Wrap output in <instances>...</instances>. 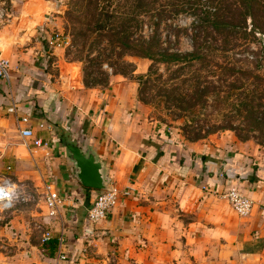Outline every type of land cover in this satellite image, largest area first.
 <instances>
[{
  "label": "rangeland",
  "instance_id": "1",
  "mask_svg": "<svg viewBox=\"0 0 264 264\" xmlns=\"http://www.w3.org/2000/svg\"><path fill=\"white\" fill-rule=\"evenodd\" d=\"M146 1L151 2L153 10L161 8L169 0ZM210 2L201 0L204 8ZM169 4L162 12L158 27L160 41L172 52L177 49L190 52L193 50V18L177 11L178 6L173 8L171 2ZM247 4L254 6V17L248 14L236 19L226 32L208 30L201 35L200 42L207 48L234 47V52L227 57H208L209 52L204 47L202 59L194 62V66H182L181 62L178 65L155 63L151 75L149 69L153 62L144 56H125L134 64V71L128 69L126 74H114L115 68L121 70L116 60L112 61L116 62L112 66L98 59V56L102 57V48H115L119 44L114 36L116 30L121 31L128 26L134 31L129 18L137 13L136 0H0V54L10 60L12 77L11 82L6 83V89L0 88V180L10 176L14 182V206L8 211L0 210V264H46L50 251L42 243V234L46 229H52L54 236L59 232L56 226L59 220L48 217L43 202L46 171H42L34 158L32 164L20 161L23 156L32 158L34 146L29 149L20 136V112L9 110L10 103L14 102L13 86L16 84H28L24 88L26 92L40 86L55 96L61 95L62 102L73 100L81 105L79 102L84 100L87 115L81 120L85 121L86 128L94 124L91 116L95 114L96 106L103 107L113 91L122 93L123 90L132 96L133 100L129 101L133 102L132 112L136 113L139 122L157 125L161 121L166 122V130L187 144V154L197 158L202 168L208 160L216 159L215 152L219 153L221 149L225 153L228 151L219 159L230 164V177L238 176L236 170L240 165L236 156L240 158L239 154L264 160V106L258 108L257 119L253 122L246 113L243 117L236 112L231 99L227 98V103L223 99L227 94H233L231 88H238L236 93L244 92L242 95L249 97L255 94L253 102L264 104V34L259 32H264V0H228L225 14L232 18L237 9L243 10ZM111 13L116 15L108 19ZM144 18L147 24L141 31L149 37L155 31V25L151 23V17ZM126 20H129L127 25ZM140 33L139 30L133 34L131 44ZM56 34H60L61 45L50 43ZM178 66L183 69L175 74L173 70ZM200 72L204 81L199 88L203 90L208 86L207 94L210 95H205V102L196 96L200 94H194L196 88L191 81L192 75ZM160 76L170 85H176V90L166 93ZM85 80H89L90 87ZM213 87L215 93L211 95ZM182 97H186L185 101L190 104L179 103ZM33 98L36 96L23 98L18 103ZM8 99H11L10 103ZM78 105L69 106L64 115L66 118L58 121V136H65V127L73 112L78 110ZM83 132L80 130V134ZM203 154L208 158L206 162L201 158ZM255 161H250V166ZM202 177L200 174L198 179ZM37 186L42 191H37ZM231 207L226 217L234 224L248 217L239 216ZM237 232L234 229L225 239L218 237L200 246H195L192 240H184V235L174 237L173 233H167L166 240L155 244V264H193L194 261L198 264L248 263V257L241 254L245 250L238 245ZM194 247L196 250L200 248L203 256H197L198 251L193 252Z\"/></svg>",
  "mask_w": 264,
  "mask_h": 264
},
{
  "label": "crops",
  "instance_id": "2",
  "mask_svg": "<svg viewBox=\"0 0 264 264\" xmlns=\"http://www.w3.org/2000/svg\"><path fill=\"white\" fill-rule=\"evenodd\" d=\"M6 83L0 78V88L6 89ZM26 85L24 82L14 85V102L8 101L16 105L20 115L29 118L35 135L48 142L33 147L32 158L23 156L20 161L32 164L34 158L46 171L45 181L54 183L65 198L56 226L65 236L61 250L67 259L59 260V264H155V244L166 240L167 233H173L174 237L184 235V240L200 246L218 237L225 239L234 229L238 230V245L245 250L242 256L250 260L245 264H264V181L230 177V164L219 159L228 151L215 152L219 161L208 160L202 168L197 158L187 154L186 143L177 145L175 139H180L175 136L169 140L168 131L159 129L157 124L139 122L132 112V96L123 90L113 91L103 107L96 106L91 116L94 124L86 128L81 120L87 115L84 100L79 102L81 105L73 100L62 102L61 95L55 96L40 86L26 92ZM32 95L36 98L18 103ZM73 105H78V110L65 127V135L77 140L84 150L93 145L109 165L113 188L122 194L118 206L96 224L88 220V210L100 190L90 189L75 178L73 164L60 143L63 136L57 132L58 121L66 118L67 108ZM80 130L84 132L80 134ZM239 155L236 161L240 172L252 169L250 161L257 160L259 171L264 173V160H259L262 157L250 159L245 154ZM211 165L218 170L219 178L210 176ZM200 174L203 179H198ZM235 186L254 204L251 214L236 224L226 217L231 204L225 195ZM37 191L42 189L37 186ZM59 232L54 238L58 239ZM58 249L47 258L46 264H55ZM194 251L203 256L200 248L194 247Z\"/></svg>",
  "mask_w": 264,
  "mask_h": 264
},
{
  "label": "trees",
  "instance_id": "3",
  "mask_svg": "<svg viewBox=\"0 0 264 264\" xmlns=\"http://www.w3.org/2000/svg\"><path fill=\"white\" fill-rule=\"evenodd\" d=\"M178 1V5H176V2ZM200 1V2H199ZM228 0H211V4H209L206 8L202 6L201 0H169L167 4L162 5L161 8H156L151 10V2H147L146 0H136V7H137V13L132 16L130 19V22L134 24V31L132 32L128 26L123 27V30L121 31H115V35L117 37V42L119 44L116 45L115 48H102L100 50V55L102 57L98 56V59L102 62H109L110 65L114 66L113 64L117 61L119 67L121 70L116 69L114 70V74H126L128 73V69H131V72L134 71L133 67L134 64L132 62H129L125 59V56L127 55H140L147 57L152 60V65L149 69V74L152 75L153 67L155 63L159 64H169V65H178L180 62L182 63V66L187 65L188 66H194V62L202 59L201 50H204L205 44L200 42L201 35L203 32H207L208 30H212L214 32L220 33V31H227L226 28L228 26H233L236 19L243 18V16H247L248 14L252 17H254V6H251L250 4H247V6L243 10L237 9L234 13V17L230 18L227 14H225V4ZM253 0H249V2H252ZM169 2H171V7L175 8L176 6L179 7L177 11H180L183 15H188L193 18L192 21V43H193V50L190 52H181L179 49L175 51H171L170 48L165 47L162 45V42L160 41V35L158 27L160 26V20L163 18V11H165L168 6H170ZM157 5V4H155ZM161 5H159L160 7ZM245 10V12H244ZM151 13V14H150ZM114 15L116 14H108V19L114 18ZM145 16L151 17L154 25H155V31L151 34L149 37H145L143 35V32L141 31L145 24H147L145 20ZM158 19V20H157ZM157 20V21H156ZM129 24V20H126L125 25ZM188 29V27L186 28ZM140 30V35L138 39L134 38L133 44H131V39L133 37L134 33H138ZM177 30V32H179ZM260 33L264 34V32L259 31ZM222 33V32H221ZM247 33V32H246ZM256 33V32H254ZM249 34V33H248ZM251 34V33H250ZM176 35V34H175ZM253 35V34H252ZM85 37V35H83ZM176 37L180 38L179 33H177ZM240 46V45H239ZM208 50V57H216V56H223L227 57L230 52H234L236 48L234 47H225V46H214L213 48H205V50ZM207 57V58H208ZM182 66H178L176 70H173L175 74H178V72L183 69ZM197 73V72H196ZM196 75V77L194 76ZM191 77V81H193L194 86L196 90L194 91V94H200L196 95L200 99H204V102L206 101V96H210L207 93L209 92L208 86H205L203 90L200 87V84L203 79H201V72L199 74H194ZM177 77V76H175ZM256 79H260L259 75H255ZM160 80H162L163 90L166 91V93H171L173 90H176V85H170L169 82L162 79V76H160ZM97 82V81H96ZM98 83V82H97ZM85 84L87 87H90L89 80H85ZM93 85V84H92ZM174 86V88H173ZM172 87V88H171ZM172 89V91H171ZM200 89V90H199ZM233 90V94H227V96H224L223 99L227 103L231 99V105L236 109V112L244 117V113L248 116V119L255 122L257 119V111L258 108L261 106H264L263 103L258 102L255 104L253 101L255 100V94H253L252 97L249 96H243L242 93H236L235 91L238 88H231ZM215 91V87H213L212 91H210L211 95ZM206 95V96H205ZM245 95V94H244ZM216 96L220 99L221 96L216 92ZM236 96V99L233 100V98ZM229 100H228V99ZM222 99V100H223ZM186 97H182L181 100H179V103L185 102L187 104H190L185 101ZM235 101V102H234ZM159 129L165 130L167 129L168 125L166 122L161 121L159 122ZM169 131V130H168ZM167 136L169 137V140H172L173 134L172 132H167ZM175 143L177 145H182L183 141L175 139ZM205 162L208 160L207 156L204 154L201 156ZM231 167V166H230ZM259 164L255 163L252 167V169L248 171L240 172L239 168L236 170V173L238 176L246 177L244 179L248 180L249 182H262L264 181V173H261L259 171ZM228 170H225V174H227ZM210 176L219 178V173L216 167L211 165L210 169ZM91 189V188H90ZM59 241L58 239L54 238L51 239L46 246H48V249L50 251V256L54 254V251L58 249ZM76 257V256H75ZM74 257V261L76 262V258Z\"/></svg>",
  "mask_w": 264,
  "mask_h": 264
},
{
  "label": "built area",
  "instance_id": "4",
  "mask_svg": "<svg viewBox=\"0 0 264 264\" xmlns=\"http://www.w3.org/2000/svg\"><path fill=\"white\" fill-rule=\"evenodd\" d=\"M50 43H58L61 45V37L60 34H56L55 37L50 39ZM11 66L10 60L8 58L3 57L0 54V78L5 82L10 83L12 80L10 74ZM12 112H18L16 105H12L9 108ZM20 136L25 139L26 146L31 149V146L41 147L47 145L48 142H45L42 138H39L35 135V131L31 125H29V118L24 115H20ZM43 127V124H40ZM10 169V168H9ZM43 184V202L48 211V217L56 220L61 219L62 209L65 204V198L58 191L57 187L52 182L44 181ZM13 188L14 182L10 176H5L0 181V210L8 211L11 210L14 206V198H13ZM127 195L128 192H125ZM226 197L229 200V203L232 206L233 211L236 212L241 217L249 216L253 210V201L243 194L238 187H232L226 194ZM122 198L121 192L117 188H113L112 190H100L93 202L92 206L88 210V220L96 224L105 218L113 211V209L118 206L120 200ZM50 224V223H49ZM52 228V227H51ZM54 238L53 230L46 229L42 234V243L46 245L51 239ZM59 241V249L57 259L55 264H59V260H66L67 256L61 250L65 244V236L63 233L59 232L58 236Z\"/></svg>",
  "mask_w": 264,
  "mask_h": 264
},
{
  "label": "water",
  "instance_id": "5",
  "mask_svg": "<svg viewBox=\"0 0 264 264\" xmlns=\"http://www.w3.org/2000/svg\"><path fill=\"white\" fill-rule=\"evenodd\" d=\"M66 156L73 164L75 178L84 186L95 190H112L113 176L106 159L92 144L84 150L77 140L65 135L60 138Z\"/></svg>",
  "mask_w": 264,
  "mask_h": 264
}]
</instances>
